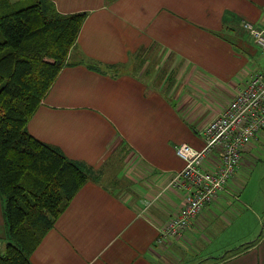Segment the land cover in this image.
I'll use <instances>...</instances> for the list:
<instances>
[{
  "label": "crops",
  "instance_id": "0c3cea01",
  "mask_svg": "<svg viewBox=\"0 0 264 264\" xmlns=\"http://www.w3.org/2000/svg\"><path fill=\"white\" fill-rule=\"evenodd\" d=\"M51 1L85 16L27 130L96 179L75 193L31 264H264V198H251L240 174L251 144L189 228L158 242L187 193L169 185L184 166L176 146L202 148L203 127L253 73L264 74V52L240 26L264 27V0ZM6 243L0 196V252Z\"/></svg>",
  "mask_w": 264,
  "mask_h": 264
},
{
  "label": "trees",
  "instance_id": "16d2710c",
  "mask_svg": "<svg viewBox=\"0 0 264 264\" xmlns=\"http://www.w3.org/2000/svg\"><path fill=\"white\" fill-rule=\"evenodd\" d=\"M84 16L60 13L51 0H0V196L7 237L0 264H31V253L75 193L96 179L91 168L27 130L77 48Z\"/></svg>",
  "mask_w": 264,
  "mask_h": 264
},
{
  "label": "built area",
  "instance_id": "2783aa9c",
  "mask_svg": "<svg viewBox=\"0 0 264 264\" xmlns=\"http://www.w3.org/2000/svg\"><path fill=\"white\" fill-rule=\"evenodd\" d=\"M240 26L249 32L264 51V27L242 20ZM264 129V74L253 73L226 107L202 129L204 145L200 149L186 142L175 152L184 161L169 184L187 190L184 207L160 229L158 242L183 233L201 208L213 201L235 174L242 153L260 130ZM218 150V162L205 168L207 156Z\"/></svg>",
  "mask_w": 264,
  "mask_h": 264
},
{
  "label": "rangeland",
  "instance_id": "374dc122",
  "mask_svg": "<svg viewBox=\"0 0 264 264\" xmlns=\"http://www.w3.org/2000/svg\"><path fill=\"white\" fill-rule=\"evenodd\" d=\"M13 1H15V0H13ZM16 1H18V0H16ZM21 1H23V0H21ZM27 4H28V1H27ZM244 21H246V20H244ZM247 22H250V21H247ZM250 23H252V22H250ZM252 24L254 26H256L254 23H252ZM257 27H259V26H257ZM244 31H246V30H244ZM246 32L249 34L248 31H246ZM258 48L261 51H263L260 47H258ZM69 60H71L70 57H69L68 61ZM256 137H254L253 140L251 141V143H250L251 145L249 144L251 147L250 152L244 154V158H246V160H245L244 166L241 167L240 174L243 178L248 179V181H249L248 189H247V192H249V190H250L249 196L253 199L261 200L264 198V132H262L259 135L257 134Z\"/></svg>",
  "mask_w": 264,
  "mask_h": 264
}]
</instances>
